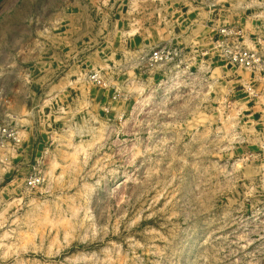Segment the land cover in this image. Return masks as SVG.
<instances>
[{"label": "rangeland", "instance_id": "1", "mask_svg": "<svg viewBox=\"0 0 264 264\" xmlns=\"http://www.w3.org/2000/svg\"><path fill=\"white\" fill-rule=\"evenodd\" d=\"M118 2L0 0V264H264V0Z\"/></svg>", "mask_w": 264, "mask_h": 264}, {"label": "built area", "instance_id": "2", "mask_svg": "<svg viewBox=\"0 0 264 264\" xmlns=\"http://www.w3.org/2000/svg\"><path fill=\"white\" fill-rule=\"evenodd\" d=\"M234 31L230 28H223L219 31V38L217 41V48L221 53L223 59L232 66H240L250 70L264 71V55L256 50H250L239 47L233 42ZM150 59L155 63H166L168 53L165 50L154 51ZM94 80L97 79L92 75ZM8 141L17 142L16 133L7 126L0 127V146ZM19 142V141H18ZM29 185L36 186L40 183L39 178L31 177L28 181Z\"/></svg>", "mask_w": 264, "mask_h": 264}, {"label": "crops", "instance_id": "3", "mask_svg": "<svg viewBox=\"0 0 264 264\" xmlns=\"http://www.w3.org/2000/svg\"><path fill=\"white\" fill-rule=\"evenodd\" d=\"M103 1H105V0H103ZM118 1H119L118 2L119 6H118L117 11L119 14L121 13V17L119 20L121 22L123 21V18H125L124 15H126L131 8L136 10L137 16H139V15H142V17H147V16H149V17L154 16L155 17L156 16L157 9H156V6H155L153 0H118ZM213 1L215 2V0H213ZM162 2L165 3V11L167 12V14H166L167 17L168 16L173 17V14L177 9H181L184 11L188 8H191L190 6L193 3L200 2V0H162ZM213 8L214 9L211 12L215 13V11H216L215 3L213 5ZM108 9L110 10V8H108ZM201 9H198L199 11L201 10V12H200L201 17L202 18L208 17V14H210V12H207L205 8H201ZM85 13L86 14L82 16V18H83L82 21H83V24H85V22H86L85 32H90V31H92V24L90 22L89 15L87 14L88 12L86 11ZM210 16L211 15H209V17ZM140 24L141 25L138 29H134V31L138 32L139 35L146 34V35L152 36V35L157 34L159 32L158 27L155 25V23L152 20H150V21L144 20V23H140ZM121 29L123 31H119V32H123V33H130L131 32V31H127L128 29L124 26H122ZM198 32H201V30H199ZM74 41H75V39L73 37L70 38L71 44H73ZM59 44H60L59 48H61L63 45L62 41L59 42Z\"/></svg>", "mask_w": 264, "mask_h": 264}]
</instances>
